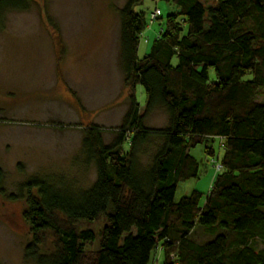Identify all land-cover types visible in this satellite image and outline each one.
<instances>
[{
  "label": "trees",
  "instance_id": "trees-1",
  "mask_svg": "<svg viewBox=\"0 0 264 264\" xmlns=\"http://www.w3.org/2000/svg\"><path fill=\"white\" fill-rule=\"evenodd\" d=\"M141 1L127 0L119 12L120 59L131 90L123 129L110 144L99 128L83 130L82 146L96 169L88 188L68 191L39 177L21 185L31 233L25 256L36 264H149L158 249L160 264H264V102L257 99L264 96V0H162L177 12L167 14L138 58L148 26L133 10ZM29 4L0 0V16ZM138 85L147 96L142 113ZM158 106L169 124L149 129L143 118ZM153 134L162 142L141 169L139 147ZM216 138L222 167L210 190L176 201L177 184L199 174L190 149L203 144L214 156ZM1 178L0 170V191ZM99 219L105 225L98 248L86 251L95 235L82 227ZM195 228L209 238L193 239ZM48 240L51 250L41 251Z\"/></svg>",
  "mask_w": 264,
  "mask_h": 264
},
{
  "label": "rangeland",
  "instance_id": "rangeland-1",
  "mask_svg": "<svg viewBox=\"0 0 264 264\" xmlns=\"http://www.w3.org/2000/svg\"><path fill=\"white\" fill-rule=\"evenodd\" d=\"M126 1L30 0L26 10L8 9L0 16V264H36L24 253L31 233L22 217L27 203L25 196L20 197L25 194L21 185L39 177L68 191L88 188L96 169L82 146L83 130L99 128L102 142L110 144L123 129L131 92L120 59L119 12ZM200 1L209 5L214 0ZM155 7L160 18L139 37L138 58L149 52L167 14L177 12L173 3L162 0H142L133 10L143 13L149 24ZM208 70L213 79V68ZM136 98L142 113L147 96L140 85ZM257 99L264 102L262 95ZM143 123L149 129L164 128L169 116L158 106ZM161 142L153 134L140 145L141 169L150 165ZM210 145L214 156L204 152L203 144L190 149L199 174L177 184L176 201L194 189L206 194L222 154L217 138ZM128 148L126 141L123 149ZM104 225L103 219L83 225L95 235L94 241L84 243L86 251L98 248ZM191 237L205 242L209 235L195 228ZM50 242L41 251L51 250ZM162 260L163 253L157 249L149 264Z\"/></svg>",
  "mask_w": 264,
  "mask_h": 264
},
{
  "label": "built area",
  "instance_id": "built-area-1",
  "mask_svg": "<svg viewBox=\"0 0 264 264\" xmlns=\"http://www.w3.org/2000/svg\"><path fill=\"white\" fill-rule=\"evenodd\" d=\"M159 15H160L159 9L155 7V8L153 9V11H151V12L149 13V24H148V26H150V24L153 23L154 20L158 19ZM148 26H147V27H148ZM212 161H215V160L212 159ZM221 167H222L221 164H220L219 162H216V164H215V168H216V170L219 171V170L221 169ZM172 255H173V254H171V256H172Z\"/></svg>",
  "mask_w": 264,
  "mask_h": 264
},
{
  "label": "crops",
  "instance_id": "crops-1",
  "mask_svg": "<svg viewBox=\"0 0 264 264\" xmlns=\"http://www.w3.org/2000/svg\"><path fill=\"white\" fill-rule=\"evenodd\" d=\"M217 173H218V171H217ZM217 175V174H216ZM216 175L212 178V181H211V183L209 184V187H208V190H207V192L210 190V188H211V186H212V183H213V181H214V179H215V177H216ZM194 190H197V191H199L198 189H194ZM206 192V193H207ZM158 260H156V262H157Z\"/></svg>",
  "mask_w": 264,
  "mask_h": 264
}]
</instances>
